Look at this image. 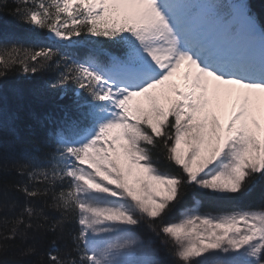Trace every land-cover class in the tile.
Masks as SVG:
<instances>
[{
	"label": "snow or ice",
	"instance_id": "snow-or-ice-1",
	"mask_svg": "<svg viewBox=\"0 0 264 264\" xmlns=\"http://www.w3.org/2000/svg\"><path fill=\"white\" fill-rule=\"evenodd\" d=\"M13 3L50 42L0 47V78L51 72L72 102L12 164L25 204L4 218L0 260L12 241L49 238L36 264H161L154 239L136 234L146 225L168 264H264V205L193 206L167 222L192 188L232 198L264 183V14L252 0Z\"/></svg>",
	"mask_w": 264,
	"mask_h": 264
},
{
	"label": "trees",
	"instance_id": "trees-1",
	"mask_svg": "<svg viewBox=\"0 0 264 264\" xmlns=\"http://www.w3.org/2000/svg\"><path fill=\"white\" fill-rule=\"evenodd\" d=\"M258 13L264 14V0H252ZM16 7L13 0L3 3L0 0V33L7 39L0 41V47H11L13 43L25 46L32 40L49 43L46 33L35 32L29 25L21 22L12 14ZM83 42V41H82ZM52 73L25 74L22 71H13L5 78H0V123L3 124L4 141L0 144V231H3L4 218L18 216L25 204L24 195L16 190L15 185L26 182V177L17 174L12 164L21 158V152L34 144H43L47 139V117H58L61 113L59 106L70 105L72 102V86L63 91L67 93L60 99L61 90L53 88ZM159 167L175 172V166L169 165L162 157ZM7 164V170L3 165ZM193 199L201 203L200 211L203 213H224L237 209H256L264 205V183L250 193L232 198H219L203 196L202 191L192 188L185 195L184 200L170 214L167 222H174L178 213L185 206L190 205ZM42 203V202H41ZM52 211V210H49ZM52 214H55L54 212ZM11 247L0 264L21 260L23 264H36L38 260L46 259V251L51 247L49 238L32 240L27 244L19 240L10 242ZM34 245L39 249V255L22 257V250Z\"/></svg>",
	"mask_w": 264,
	"mask_h": 264
},
{
	"label": "rangeland",
	"instance_id": "rangeland-1",
	"mask_svg": "<svg viewBox=\"0 0 264 264\" xmlns=\"http://www.w3.org/2000/svg\"><path fill=\"white\" fill-rule=\"evenodd\" d=\"M177 83H179L180 81L177 79V81H176ZM2 145H3V143H2ZM194 206V204H192L190 207H188V208H191V207H193ZM187 208V209H188ZM186 210V209H185ZM184 210V211H185ZM183 213V211H181V213H180V217L175 221V222H178L181 218H182V214ZM141 239H144V240H147V239H149L150 237L152 238V239H154V241H155V247L157 248V259L159 260V261H161V264H168V262H170V259H169V256L168 255H166V254H164V252H161L160 251V245H161V242H159L160 240L159 239H156L154 236H153V234L152 233H150L149 231H148V229H147V226L146 225H144V226H141L140 228H138L137 229V233H136Z\"/></svg>",
	"mask_w": 264,
	"mask_h": 264
},
{
	"label": "bare ground",
	"instance_id": "bare-ground-1",
	"mask_svg": "<svg viewBox=\"0 0 264 264\" xmlns=\"http://www.w3.org/2000/svg\"><path fill=\"white\" fill-rule=\"evenodd\" d=\"M163 171H165V172H172L171 170H169L167 168H164ZM173 173H174V169H173ZM159 249H160L161 252H164V254H166V255L169 256L170 261H172L174 259V257L172 256V254L169 253L164 246L160 245V248Z\"/></svg>",
	"mask_w": 264,
	"mask_h": 264
}]
</instances>
